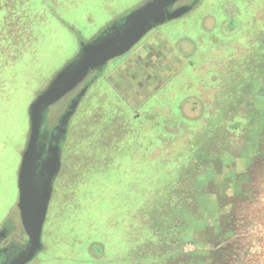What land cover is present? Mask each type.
Here are the masks:
<instances>
[{"label":"rangeland","instance_id":"374dc122","mask_svg":"<svg viewBox=\"0 0 264 264\" xmlns=\"http://www.w3.org/2000/svg\"><path fill=\"white\" fill-rule=\"evenodd\" d=\"M144 1L0 0V254L29 240L18 172L31 104ZM179 18L50 108L53 128L81 95L30 264H264V0H197ZM180 170L190 192L211 176L205 199L169 197Z\"/></svg>","mask_w":264,"mask_h":264},{"label":"water","instance_id":"95a60500","mask_svg":"<svg viewBox=\"0 0 264 264\" xmlns=\"http://www.w3.org/2000/svg\"><path fill=\"white\" fill-rule=\"evenodd\" d=\"M181 0H149L115 20L108 28L82 45L79 53L53 78L30 106V132L18 172L21 218L29 240L22 251L4 264H30L42 249V231L46 221L56 177L61 168V148L67 136V126L81 95L62 116L52 144H44L43 131L47 126L50 108L71 93L91 73L93 80L102 75L108 63L136 46L154 28L181 17L188 9L170 11ZM83 94V93H81ZM39 100V105L37 101ZM37 106L41 117L36 115ZM48 154V156H46ZM42 222L37 228L36 222Z\"/></svg>","mask_w":264,"mask_h":264},{"label":"snow or ice","instance_id":"6c2138e0","mask_svg":"<svg viewBox=\"0 0 264 264\" xmlns=\"http://www.w3.org/2000/svg\"><path fill=\"white\" fill-rule=\"evenodd\" d=\"M150 2H151V0H149V3ZM243 71H246L249 73L248 83L251 84L252 80L255 78L253 75L252 68L246 67L243 69ZM237 75H241V73H238ZM259 77H260L261 84L264 85V67H262L260 69ZM241 87H243V85H241ZM37 105H39V100L37 101ZM36 115L38 118H42L41 117V109L39 108V106H37ZM185 171L186 170H180L176 174H170L169 179L166 182L167 189L169 192V197L171 195H176V196H180V197L192 196L198 202L202 201L203 199L206 198V195L209 192L208 185L211 181V176H207V177L204 175L198 176L196 178V191L190 192L185 187V181H186ZM189 174H191V173H189ZM167 199L168 198H165V203L167 202ZM186 217H187L189 223L192 225L197 224V222L201 219L200 216L194 215L191 212H187ZM41 225H42V222L40 220H37V222H36L37 228L41 227Z\"/></svg>","mask_w":264,"mask_h":264},{"label":"flooded vegetation","instance_id":"af4514ba","mask_svg":"<svg viewBox=\"0 0 264 264\" xmlns=\"http://www.w3.org/2000/svg\"><path fill=\"white\" fill-rule=\"evenodd\" d=\"M147 1L148 0H145L144 2H142L141 4H139L137 7H140L141 5H143L144 3H146ZM137 7H135V8H137ZM182 7H186L188 9L187 13L184 15V16H187L189 13H191L197 7V0H181L178 3H176L175 5H173L172 7H170V11L172 12V11H174L176 9H179V8H182ZM116 19H118V18H116ZM116 19H114L111 22H109L104 28H102L101 30H99L92 38H94L99 33H101L104 29L108 28V26H110L113 22H115ZM148 34L149 33H147L146 36ZM81 48H82V46H81ZM96 74H97V72H92L91 73V75H93V78L95 77ZM77 95L78 94H76V96ZM61 118L58 119L57 124L53 128H49L48 125L45 127V130L43 131V137H42V141H43L44 144H52L53 141H54V137L55 136H58L60 134L59 130H56V128L59 125V122H60ZM65 141H66V139H65ZM64 144H65V142H64ZM64 144H62V148H61V157H62V152H63ZM46 156H48V154ZM57 177H56V179H57ZM56 179H55V182H56ZM55 182H54V184H55ZM53 189H54V187H53ZM15 249H14V247L10 246L6 250V252L1 253L0 254V264H4L6 261L7 262L11 261V259H13L15 257V255H14L15 254L14 253L15 252Z\"/></svg>","mask_w":264,"mask_h":264},{"label":"crops","instance_id":"0c3cea01","mask_svg":"<svg viewBox=\"0 0 264 264\" xmlns=\"http://www.w3.org/2000/svg\"><path fill=\"white\" fill-rule=\"evenodd\" d=\"M182 17L184 18V17H186V16H184V14L182 15ZM182 19V18H181ZM180 18L178 19H174V20H171V21H168V22H166V23H164V24H162V25H160V26H158V27H156V28H154L153 30H151L149 33H151V32H156V31H166L167 32V30H168V27H170L171 25H173V24H175L176 22H178L179 20H181ZM171 28H172V26H171ZM170 30V29H169ZM144 40V39H143ZM142 41V40H141Z\"/></svg>","mask_w":264,"mask_h":264}]
</instances>
